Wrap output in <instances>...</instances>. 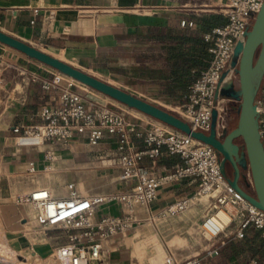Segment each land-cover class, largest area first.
I'll return each instance as SVG.
<instances>
[{
	"label": "crops",
	"instance_id": "obj_1",
	"mask_svg": "<svg viewBox=\"0 0 264 264\" xmlns=\"http://www.w3.org/2000/svg\"><path fill=\"white\" fill-rule=\"evenodd\" d=\"M218 3L219 0H0V31L33 48L40 46L55 54L50 56L87 74L105 72L132 83L133 79L126 73L120 75L116 70L137 66L139 63L134 59L144 61L146 57L161 55L159 40L162 36L177 35L180 40L191 37L197 49L200 45L204 48L200 37L220 25L222 19ZM180 21L191 22L192 26L181 27ZM8 50L10 48L0 44V168L11 175L13 187H0V207H13L15 211L13 215L10 213L8 226L0 224V242L16 254L30 249L33 241L27 232L36 223L29 209L26 212L14 204L13 191L27 194L35 188H45L52 197L64 198L67 196L64 186L68 183H73L82 196L121 193L128 184L118 180L116 170L100 165L101 159L114 154L111 138H104L96 147H88L84 139L74 138L65 149L48 145L39 149L15 148L9 144L10 129L38 123L36 115L41 108L51 106L53 92L41 91L30 78L33 74L48 78V70ZM135 81L134 88L139 93L159 99ZM126 109L119 111L140 128L151 123V118ZM11 150L29 154L12 159ZM47 150L53 154L51 162L43 160ZM88 159L89 175H80L81 163ZM31 161L34 173L27 174L26 166ZM179 164L176 156L162 153L153 162L144 159L140 167L148 175L161 177L173 172ZM195 191L194 179L162 184L154 201L144 208L134 209L137 225L101 242L104 260L108 264H143V261L151 264L155 248H160L176 261H184L217 248L223 238L205 240L197 231L203 214L201 204L194 203L169 219L158 217L166 206L179 198L191 197ZM120 213L117 205H102L96 209L94 220L105 214ZM59 244L56 241L55 248ZM3 252L5 257H11V252Z\"/></svg>",
	"mask_w": 264,
	"mask_h": 264
},
{
	"label": "built area",
	"instance_id": "obj_2",
	"mask_svg": "<svg viewBox=\"0 0 264 264\" xmlns=\"http://www.w3.org/2000/svg\"><path fill=\"white\" fill-rule=\"evenodd\" d=\"M263 0H219L218 12L223 23L202 35L208 63L190 84L183 103L170 112L194 132L207 134L211 112L216 113L217 135L223 130L220 108L223 90H234L235 68L229 69L234 45L243 43L255 14ZM181 27L191 22L180 21ZM222 76V73H224ZM49 77L33 74L31 82L43 92H53L51 106L43 107L36 117L38 123L15 126L7 140L15 148L39 149L45 145L65 149L74 138L84 139L89 147H96L104 138H111L114 154L101 159L104 169L118 172V180L128 184L121 193L79 195L73 183L64 186L67 196L54 198L45 188H35L16 196V206H27L41 230H56L62 234L52 257L58 264H108L101 242L129 231L138 221L135 208H144L155 200L157 189L164 183L194 179L196 191L189 198H179L158 213L169 219L198 203L203 214L198 233L205 240H217V248L205 250L184 261H176L164 254L160 264H202L205 259L218 256V248L225 240H241L251 229L264 239V212L244 200L227 182L219 155L210 146L152 119L146 128L127 119L121 112L107 107L93 91L80 88L74 80L48 69ZM255 120L262 147L264 164V70L253 99ZM169 112V113H170ZM162 153L176 156L180 162L173 172L161 177L146 174L142 161L156 160ZM53 154L44 151L43 160L51 162ZM26 173H34V163L28 162ZM243 188L252 194L251 182L242 177ZM251 189V192L248 191ZM119 206L118 215L105 214L94 220L96 209L102 205ZM223 217L224 219H222ZM232 229L229 236L225 232ZM34 258V256H33ZM37 261V257L34 259ZM249 264H257L251 260Z\"/></svg>",
	"mask_w": 264,
	"mask_h": 264
},
{
	"label": "water",
	"instance_id": "obj_3",
	"mask_svg": "<svg viewBox=\"0 0 264 264\" xmlns=\"http://www.w3.org/2000/svg\"><path fill=\"white\" fill-rule=\"evenodd\" d=\"M0 44L34 60L62 75L76 81L86 88L101 94L126 108L139 112L161 122L191 138L210 146L220 157L221 169L228 164L232 174L227 178L228 184L247 202L264 212V164L262 147L259 141L253 99L257 84L264 70V0L255 14L249 30L245 33L243 43L237 42L232 50L228 68L235 69L237 90H223L220 98L234 99L239 102L235 128L218 139L216 132V113L211 112L208 133L191 131L187 124L173 114L135 97L121 89L107 84L77 68H74L28 44L0 31ZM225 74L222 73L223 77ZM240 139L244 152L237 154L238 147L233 141ZM247 169L250 175L252 194L239 186V168ZM224 173V172H223ZM242 178V177H241Z\"/></svg>",
	"mask_w": 264,
	"mask_h": 264
},
{
	"label": "trees",
	"instance_id": "obj_4",
	"mask_svg": "<svg viewBox=\"0 0 264 264\" xmlns=\"http://www.w3.org/2000/svg\"><path fill=\"white\" fill-rule=\"evenodd\" d=\"M222 23L223 19L220 24ZM200 41L205 47L200 45L197 49L196 42L191 37L180 40L177 39V35L162 36L159 40L162 44L161 55L156 58L146 57L144 61L134 59L135 63H139L137 66L132 65L128 70L117 69L116 73L120 75L126 73L127 77L133 79V85L136 78L135 84L154 92L161 101L176 106L181 105L188 87L208 63L206 45L202 42V37ZM240 152H244L242 142ZM248 233L250 236L247 235ZM232 241H227L218 248V256L220 254L221 256L217 264L236 261L244 250L249 252L250 260L254 259L257 263L264 264V239L257 231L249 229L243 239ZM210 260L207 264H212Z\"/></svg>",
	"mask_w": 264,
	"mask_h": 264
},
{
	"label": "rangeland",
	"instance_id": "obj_5",
	"mask_svg": "<svg viewBox=\"0 0 264 264\" xmlns=\"http://www.w3.org/2000/svg\"><path fill=\"white\" fill-rule=\"evenodd\" d=\"M34 48L38 49V50H40L46 54H49V55L52 54L50 51H46L44 48H42L40 46H35ZM11 50L12 49H10L8 51L13 52L14 56H22L23 58L29 59V58L25 57L24 55L14 51V50L13 51H11ZM52 55H55V54H52ZM32 61H34V60H32ZM34 62H36V61H34ZM36 63H38V62H36ZM38 64H40V63H38ZM42 66L46 70L50 69L47 66H44V65H42ZM50 70H52V69H50ZM89 75H91V76H93V77H95V78H97V79H99V80H101L107 84H110V85H112L118 89H121V90L135 96V97H138V98H140V99H142V100H144V101H146L152 105H155V106H157V107H159V108H161L167 112H170V109H173L174 107H176V105L166 103V102L161 101L159 99L151 98V97H149V95H146L144 93H139L140 91H138L136 88H134V85L131 83V81H126V80L124 81L122 78L117 77V76L116 77L109 76L105 72L91 71V72H89ZM233 88H234V90H237V76H236V74H235V79L233 81ZM85 89L90 91V89H88L86 87H85ZM93 94L98 96L101 100H103V104H105L107 107H109L111 109H114L116 111H119V109L127 110L126 107H124L123 105H120L119 103H117V102H115V101H113V100H111V99H109V98H107L101 94H98L94 91H93ZM152 101H156L157 103H159L160 105H163L164 107L160 106V105L156 104V102H152ZM225 104H227L226 101L220 102V108H221L222 112L224 111ZM238 107H239V102L234 104L233 111L235 112V114H233V116H234L233 126L235 125L236 120H237ZM119 112H121V111H119ZM122 114L124 115V113H122ZM124 116H126V115H124ZM9 152L12 155V157H11L12 159L25 156L27 153L29 154V152H21V151H14V150H11ZM87 156L89 157V154H87ZM82 164H83V166L80 167V169H81L80 175H89V170H88L89 169V159L84 161L83 163H81V165ZM224 175L226 178L230 177L231 176L230 170H227V172L224 171ZM243 176L250 183V175H249V171L247 169V166H246V169L243 170ZM12 184H13V182H12L11 175L4 173L0 168V187L3 189L11 187V189H12V187H13ZM243 185L244 184H242V178L240 176L239 186H241V188L243 190L247 191L245 188H243ZM248 191L251 192V189H249ZM13 192H14L12 194L13 199L16 196H19L22 194L20 192H18V193H16L15 191H13ZM6 204H8V202H6ZM6 206H9V205H6ZM21 207L24 208V210L26 212H28L27 206H19L18 209H20ZM0 210H1L0 224L2 223L5 226H8L6 224L9 222L10 213H11V215H13L15 209L13 207H0ZM232 232H233V230L229 229L228 231L225 232V235L229 236V234H231ZM27 233H29L31 235L32 241H33V243H31V245L29 247L30 249L28 251L22 250V251L16 252V254H13L12 251L7 249V247L5 245H3L2 242H0V264H58L54 260V258L52 257V253L54 251L53 249H55V242L59 238L62 237V234L56 230H41L37 224L33 225V228L29 229ZM247 235L250 236L249 233ZM0 236H1V232H0ZM222 237L223 236H221L218 239H221ZM3 251L11 252V257L10 256L5 257L4 256L5 252H3ZM248 253L249 252L244 250V253L241 256H239L235 262H233V263L230 262V264H248L247 261H249L251 259L250 255ZM163 254L164 253L160 250V248H155V254L150 257L151 264H155V261H158V264H160L162 257H163ZM31 255L34 257H38L39 260L35 261L34 260L35 258H32ZM148 256L149 255H147V257ZM220 256H221V254L218 257H216L215 259H211L210 262L212 264H217L219 262ZM207 262H208V260H205L204 264H207ZM143 264H146L145 261H143ZM257 264H259V263H257Z\"/></svg>",
	"mask_w": 264,
	"mask_h": 264
},
{
	"label": "flooded vegetation",
	"instance_id": "obj_6",
	"mask_svg": "<svg viewBox=\"0 0 264 264\" xmlns=\"http://www.w3.org/2000/svg\"><path fill=\"white\" fill-rule=\"evenodd\" d=\"M222 101H226L227 104H225V107H224V111H223V130L220 132L218 136V139L219 140H222L221 135H222V132H224L225 134H227L228 132H230L233 128H235L236 126V123H237V120H236V123L235 125L233 126V123H234V116L233 114H235V112L233 111V108H234V104L237 103L238 101L237 100H234V99H228V98H223ZM240 143H241V140L240 139H236L233 141V144H235L237 147H238V152L237 154H241L242 152H240ZM227 170H230V175L232 174V170L230 168V166L228 164H224L223 166V172ZM243 173V170H241L239 168V175L241 176V174Z\"/></svg>",
	"mask_w": 264,
	"mask_h": 264
},
{
	"label": "bare ground",
	"instance_id": "obj_7",
	"mask_svg": "<svg viewBox=\"0 0 264 264\" xmlns=\"http://www.w3.org/2000/svg\"><path fill=\"white\" fill-rule=\"evenodd\" d=\"M57 59V58H56ZM222 219H224L223 217H221ZM161 250V249H160ZM155 258V257H154ZM155 264H158V261H155Z\"/></svg>",
	"mask_w": 264,
	"mask_h": 264
}]
</instances>
